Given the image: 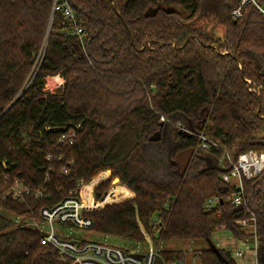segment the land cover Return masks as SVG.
I'll return each mask as SVG.
<instances>
[{
    "label": "trees",
    "instance_id": "16d2710c",
    "mask_svg": "<svg viewBox=\"0 0 264 264\" xmlns=\"http://www.w3.org/2000/svg\"><path fill=\"white\" fill-rule=\"evenodd\" d=\"M53 3L0 0V264H69L23 225L78 199V183L94 178L81 194L93 207L110 185L99 184L106 171L133 196L85 212L93 232L139 242L140 224L163 242L207 241L212 248L194 253L198 264H236L211 243L223 227L240 240L257 237L264 264V171L243 182L234 207L223 152L198 149L202 135L233 159L264 151V18L247 7L233 19L238 0H58L74 12L82 39L55 11L44 51ZM56 76L63 83L45 90ZM67 135L71 144L61 140ZM190 148L179 175L172 161ZM15 180L29 194L13 200ZM214 196L221 201L205 211ZM250 218L252 227L235 224ZM186 255L164 251L156 264H186Z\"/></svg>",
    "mask_w": 264,
    "mask_h": 264
},
{
    "label": "built area",
    "instance_id": "2783aa9c",
    "mask_svg": "<svg viewBox=\"0 0 264 264\" xmlns=\"http://www.w3.org/2000/svg\"><path fill=\"white\" fill-rule=\"evenodd\" d=\"M247 7L254 9L264 18V0H238L237 5L230 12L231 17L236 20L240 19L243 15L244 9ZM53 11L62 14L64 19L71 25L72 33L78 36L79 40H81L83 33L81 32V28L77 26V20L72 9L65 3L59 4L58 0H54ZM163 121L164 118H161V122ZM180 129L183 130L182 128ZM61 140L68 142L69 144L72 143L69 135L62 136ZM198 141L199 151L218 149L223 152V156L219 162L221 164L224 163V169H226V172L223 173L221 179L233 189L229 197L230 204L234 207H239L243 201V182L254 179L264 171V151L244 152L239 154L236 159H233L218 140L209 139L205 136L199 135ZM83 185L82 182L78 183V199L70 197L51 208H43L40 211L39 218L29 220L23 226L38 231L42 235L40 244L50 245L56 249L58 256L69 264H156L157 255L153 252L151 245L149 251L143 254L138 252L126 253L107 244H86L69 239L67 236H63L59 230L57 231L54 229V224H57L58 226L69 224L80 229H91L92 222L84 216V213L91 209H96L98 207L101 208L106 204L115 202L112 200L107 201L108 203H97L96 206L91 208L84 207V205H81V192ZM27 194H29L28 189L24 188L15 180L9 196L13 200H16ZM4 198H6V196ZM92 199L94 201L93 190ZM220 201L221 199L218 196L208 198L204 204L205 211H213ZM251 221H253V218H250L249 220L240 219L237 220L235 224L238 227L244 228L250 226L249 222ZM139 227L142 233L145 234V231L140 224ZM258 247V239L257 237H253V245L251 248H239L235 251L234 256L232 255V257L234 260L235 258H238L242 261L249 260L253 261L254 264H258Z\"/></svg>",
    "mask_w": 264,
    "mask_h": 264
},
{
    "label": "rangeland",
    "instance_id": "374dc122",
    "mask_svg": "<svg viewBox=\"0 0 264 264\" xmlns=\"http://www.w3.org/2000/svg\"><path fill=\"white\" fill-rule=\"evenodd\" d=\"M207 26H208L207 30H209V31L212 30L215 34H218L220 36L223 35L222 27L216 25V23L209 22L207 24ZM49 79H53V77H48L45 79V84H44L45 88L44 89L47 91H50V92L55 91L63 83V80L60 78L61 81H56L54 86L50 87L48 84ZM106 172L110 173V171H106ZM110 179H111V182H110V185H109L107 191L102 195V198L100 201H95L94 206H96L97 203L99 204L100 202H104V201H112L113 200V201H115L113 203H116V202H120V201L132 198V196L129 197V196H125V195H124V197L121 198L122 194H115L116 189L114 187L113 182L117 178L113 179L111 177V173H110V175H108L107 179L100 182L99 184L105 182L106 180H110ZM92 180L90 182H92ZM90 182H88L87 184H89ZM118 183H119V181H118ZM87 184H84V185H87ZM120 186H122V185L120 184ZM95 187H97V185ZM95 187H93V189H92L93 191H94ZM81 194H82V192H81ZM106 203H108V202H106ZM81 205H84L83 200H81ZM98 208H100V207H98ZM98 208H96V209H98ZM4 215L11 217V215L6 214V213H4ZM53 227L55 230H57V231L59 230V232H61L63 234V236H67V238H69V239L80 241V242H83L86 244H107L111 247L120 249L126 253L138 252V253L143 254V253H146L149 251L150 245L152 247L153 252L156 255H159V254H161V252L169 251V250L187 251L186 264H193V263L198 264V259L196 257H194V253L196 251H201V250H205V249L210 248V244L204 240H200V241H196V242H163V241H160L156 235L154 237H151L146 232L143 236L144 241L136 242V241L121 239V238H117V237L104 236V235L97 234V233L93 232L91 229H87V230L80 229L78 227H73L72 225H69V224L68 225H62V226L61 225L58 226L57 224H54ZM244 240L245 241L234 238L231 235H229L227 232L222 230V231H216L213 234L212 239H211V243L215 248L223 249L227 252H230L234 256L235 251H237L239 248L246 249V248L252 247V245H253V238L252 237L244 239ZM235 261L237 264H243V263L254 264L253 261H249V260L242 261V260H239L238 258H235Z\"/></svg>",
    "mask_w": 264,
    "mask_h": 264
},
{
    "label": "water",
    "instance_id": "95a60500",
    "mask_svg": "<svg viewBox=\"0 0 264 264\" xmlns=\"http://www.w3.org/2000/svg\"><path fill=\"white\" fill-rule=\"evenodd\" d=\"M113 8L115 9V6L114 5H113ZM53 10H54V3H53V7H52V14H51V17H50V20H49V24H48V28H47V32H46L45 44H44V51H45L46 46H47V40H48V36H49V33H50V29H51L52 17H53V13H54ZM130 40L132 41V37L131 36H130ZM43 55H44V52H43ZM43 55H42L41 60L43 59ZM23 92L24 91H21L15 97V99L10 103V105L5 110V112L7 110H9L11 108V106L14 105L18 101V99L22 96ZM194 154H195V149L190 148V149H186L184 151L179 152L175 156V159L172 161V165H174V166L177 167V170H178V174L179 175H183L186 172V170H187V168H188V166L190 164V161H191V159H192V157H193ZM116 180L119 181L118 179H116ZM210 248H212V246H210Z\"/></svg>",
    "mask_w": 264,
    "mask_h": 264
},
{
    "label": "bare ground",
    "instance_id": "6f19581e",
    "mask_svg": "<svg viewBox=\"0 0 264 264\" xmlns=\"http://www.w3.org/2000/svg\"><path fill=\"white\" fill-rule=\"evenodd\" d=\"M56 81H61V79L58 76L57 77H53V79H49V81H48L49 86L50 87L54 86ZM109 175H110V173H109ZM115 181H117V180H115Z\"/></svg>",
    "mask_w": 264,
    "mask_h": 264
},
{
    "label": "crops",
    "instance_id": "0c3cea01",
    "mask_svg": "<svg viewBox=\"0 0 264 264\" xmlns=\"http://www.w3.org/2000/svg\"><path fill=\"white\" fill-rule=\"evenodd\" d=\"M123 188H125V191L127 192L125 196H133V193L131 191H129L125 186H122ZM107 202V201H104ZM220 230H223V227L220 228Z\"/></svg>",
    "mask_w": 264,
    "mask_h": 264
}]
</instances>
